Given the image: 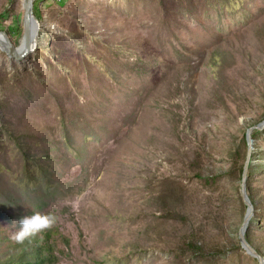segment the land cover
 Wrapping results in <instances>:
<instances>
[{
    "label": "rangeland",
    "instance_id": "1",
    "mask_svg": "<svg viewBox=\"0 0 264 264\" xmlns=\"http://www.w3.org/2000/svg\"><path fill=\"white\" fill-rule=\"evenodd\" d=\"M33 14V51L0 50V256L39 211L57 217L56 264H257L237 240V166L264 119V0H34ZM0 29L19 45L21 0H0ZM251 154L247 237L264 257V129Z\"/></svg>",
    "mask_w": 264,
    "mask_h": 264
},
{
    "label": "water",
    "instance_id": "2",
    "mask_svg": "<svg viewBox=\"0 0 264 264\" xmlns=\"http://www.w3.org/2000/svg\"><path fill=\"white\" fill-rule=\"evenodd\" d=\"M33 1L34 0H21L22 10V40L24 46L22 50H17V46L11 41L9 36L4 30H0V50L3 54L17 62L23 60L25 56L32 52L35 47L34 38L37 35L38 24L33 14ZM264 119L256 124L248 126L244 131V142H245V156L240 174L239 181V192L241 199L245 205L244 212L241 217V221L237 227V240L240 248L250 257L254 258L257 264H264V257L256 252L254 248L244 239V232L247 226V222L252 215V202L249 200L246 189L245 180L247 173V166L249 164L250 155L252 152V138L250 136L253 130H263Z\"/></svg>",
    "mask_w": 264,
    "mask_h": 264
},
{
    "label": "trees",
    "instance_id": "3",
    "mask_svg": "<svg viewBox=\"0 0 264 264\" xmlns=\"http://www.w3.org/2000/svg\"><path fill=\"white\" fill-rule=\"evenodd\" d=\"M259 132L260 131L253 130L250 134L251 138H254V136ZM16 144L20 146V144L18 143V140H16ZM242 144H243L244 149L239 158L240 160L239 165L237 166L239 180H240V174H241V169H242L244 156H245V148H246L245 142H244V133L242 136ZM22 155L24 156V159L25 158L29 159L28 153L22 152ZM251 157H252V154L250 155V159ZM249 163H250V160H249ZM250 169H251V166L250 164H248L246 180H245V189H246V193H247L249 200L253 203L252 196L249 195L248 177L250 175ZM205 178L207 181H210V180L216 181L217 177L216 176H213V177L206 176ZM249 222H250V219L247 222V227L244 232V239L246 240V242H248V244H250L249 239L247 237V229H248ZM51 233H52V229H49V230H46L40 233L39 235L32 238L31 240L24 241L23 244L15 243L17 244V251L9 252L10 253L9 255H5L1 253L2 257L0 256V264H56L57 255L54 252V245H53V242L51 241V238H52ZM62 239L63 241L65 240V238H62Z\"/></svg>",
    "mask_w": 264,
    "mask_h": 264
},
{
    "label": "clouds",
    "instance_id": "4",
    "mask_svg": "<svg viewBox=\"0 0 264 264\" xmlns=\"http://www.w3.org/2000/svg\"><path fill=\"white\" fill-rule=\"evenodd\" d=\"M19 229L10 237L15 243L23 244L26 240H31L40 233L56 226L57 217L52 214L33 211L31 215H26L18 220Z\"/></svg>",
    "mask_w": 264,
    "mask_h": 264
},
{
    "label": "bare ground",
    "instance_id": "5",
    "mask_svg": "<svg viewBox=\"0 0 264 264\" xmlns=\"http://www.w3.org/2000/svg\"><path fill=\"white\" fill-rule=\"evenodd\" d=\"M0 36H1V35H0ZM7 36H8V35H7ZM36 38H37V35H36V37L34 38L35 43H36ZM21 42H22V44H21ZM20 44H21V46H20V48L18 49V46H19ZM19 45H17V50H22V49H23V46H24V42H23L22 39H21Z\"/></svg>",
    "mask_w": 264,
    "mask_h": 264
}]
</instances>
